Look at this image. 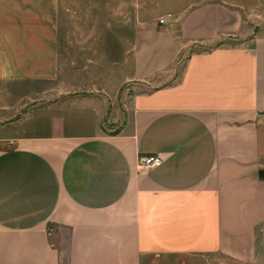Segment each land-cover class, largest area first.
Listing matches in <instances>:
<instances>
[{
	"label": "crops",
	"instance_id": "crops-1",
	"mask_svg": "<svg viewBox=\"0 0 264 264\" xmlns=\"http://www.w3.org/2000/svg\"><path fill=\"white\" fill-rule=\"evenodd\" d=\"M68 1L0 0V264H255L264 11L173 0L135 10L123 85L139 89L120 105L122 86L62 65ZM149 156L162 165L144 168Z\"/></svg>",
	"mask_w": 264,
	"mask_h": 264
},
{
	"label": "rangeland",
	"instance_id": "rangeland-1",
	"mask_svg": "<svg viewBox=\"0 0 264 264\" xmlns=\"http://www.w3.org/2000/svg\"><path fill=\"white\" fill-rule=\"evenodd\" d=\"M161 1L164 0H69L63 5L61 14L62 39L64 40L60 44L61 49H64L63 58L61 59L62 65L65 67L67 64L72 68H88L90 72L87 75L71 76L77 81L83 79L90 84L104 85L109 88L117 85L122 86L118 98L121 105L124 91L129 89L130 95H132L139 89V87L133 88L123 85L131 63L129 51L131 47L132 16L134 11L139 8H145L146 15L149 9L155 8L157 10L159 6L161 7ZM208 1H219L236 7L244 5L254 9L259 6V9L254 10L252 15H257V13L264 11V0H173V4L181 7L187 2L196 5ZM117 33L121 35L119 44H99L95 42L97 39L93 38L101 35L105 41H110ZM68 36L71 40L66 42L65 40L69 39ZM112 47H114V53L111 52ZM67 50L70 51L67 53ZM116 50L118 53H116ZM111 55H114V57ZM41 89L42 86L39 89L41 93L39 97H42V93L47 91H42ZM35 92L37 91H32L33 94ZM5 125L0 124V130ZM112 125L111 121L105 122V128L107 129H111ZM257 258L258 260L255 264H264V226L259 229L257 234ZM143 264L238 263L226 260L218 255H181L152 257L143 261Z\"/></svg>",
	"mask_w": 264,
	"mask_h": 264
},
{
	"label": "built area",
	"instance_id": "built-area-1",
	"mask_svg": "<svg viewBox=\"0 0 264 264\" xmlns=\"http://www.w3.org/2000/svg\"><path fill=\"white\" fill-rule=\"evenodd\" d=\"M165 19L160 20V24L165 23ZM141 165L144 168H158L162 165V159L159 156H149L141 160Z\"/></svg>",
	"mask_w": 264,
	"mask_h": 264
}]
</instances>
